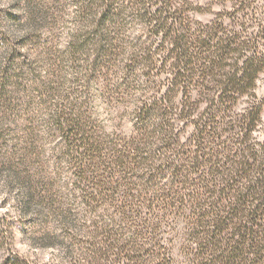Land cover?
<instances>
[{"label": "trees", "instance_id": "obj_1", "mask_svg": "<svg viewBox=\"0 0 264 264\" xmlns=\"http://www.w3.org/2000/svg\"><path fill=\"white\" fill-rule=\"evenodd\" d=\"M213 2L68 0L57 16L30 0L19 37L0 32V109L28 108V82L49 98L39 120L63 180L28 171L44 146L27 118L19 194L54 218L70 264H264V0ZM46 25L63 46L44 44ZM99 97H130L127 131ZM9 239L0 222V264H35Z\"/></svg>", "mask_w": 264, "mask_h": 264}, {"label": "rangeland", "instance_id": "obj_2", "mask_svg": "<svg viewBox=\"0 0 264 264\" xmlns=\"http://www.w3.org/2000/svg\"><path fill=\"white\" fill-rule=\"evenodd\" d=\"M29 1L0 0V32L1 34H6L5 32H7L6 35H9L10 41H14L15 38L19 37L26 27L23 23L26 21L25 18L29 12ZM41 1H43L41 4L45 8L53 7L50 11L57 16H63L67 10L73 9V5L72 7L68 5V0L65 3H58L52 0ZM197 1L203 3L206 0ZM218 1L214 0L213 2V12L219 11L223 6L224 10L229 8L230 0ZM12 15L18 16V22L22 24L12 21ZM33 15L35 14L33 13ZM197 18L202 21H208L211 19V14L198 15ZM58 27L55 28L57 30L54 33L48 31L47 25L46 28L42 29L41 35L43 36L44 44H52L56 47L65 44L64 36L60 33L61 29L59 28L58 30ZM1 51L2 49H0V54ZM43 67V65H40L37 70H41ZM27 86V93L25 91V95L21 99L29 102L25 105L28 108H23L22 105L21 108H16L14 112L7 114L0 109V127L5 130V134L2 133L0 135V222L4 223V229L10 233L8 247L17 254L27 257L35 264H49L52 262L54 264L58 262L59 264H70L69 260H67L69 257L67 255L68 251L66 252L67 248L60 242L61 236L57 235L60 230L55 229L54 218L47 213L46 208L42 207L41 204H30L28 208L26 207L27 205H23L26 202L24 201L25 198L19 194L20 189H22V179L14 177V171L25 174V167L20 166L19 162L11 156V153L15 142L18 141L20 145H23L21 144L25 135L23 125L27 123V118H30L33 119L32 126L37 131L35 144L44 147L36 150L37 155H31V158H28L27 161L31 165L26 164L28 165V171L31 170V173H44L45 177L56 176L58 182H63L60 174L56 175L59 169H57L58 162L56 161L54 150L55 138L49 137L50 135L41 127V120H39L42 110H44L43 108L48 105L46 102L49 101V98H40L34 84L32 85L28 82ZM256 86V95L264 100V71L259 75ZM18 93L14 95L15 99L23 96V93ZM129 98L120 99L115 103L113 101L108 103L104 98L100 99V97L94 100V108H96L101 119H103V123L108 125V128L122 127L124 131L129 129L128 116L132 108V102H130ZM261 115L262 124L258 131V137L264 140V106ZM5 139L8 141L4 144L3 140ZM19 157L21 158V155ZM63 178L68 182L67 174ZM51 229H55L57 233L51 232ZM2 252L0 251V255Z\"/></svg>", "mask_w": 264, "mask_h": 264}]
</instances>
